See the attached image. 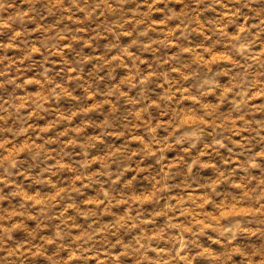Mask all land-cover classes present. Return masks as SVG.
<instances>
[{
  "label": "clouds",
  "instance_id": "obj_1",
  "mask_svg": "<svg viewBox=\"0 0 264 264\" xmlns=\"http://www.w3.org/2000/svg\"><path fill=\"white\" fill-rule=\"evenodd\" d=\"M197 261L264 264V0H0V264Z\"/></svg>",
  "mask_w": 264,
  "mask_h": 264
},
{
  "label": "rangeland",
  "instance_id": "obj_2",
  "mask_svg": "<svg viewBox=\"0 0 264 264\" xmlns=\"http://www.w3.org/2000/svg\"><path fill=\"white\" fill-rule=\"evenodd\" d=\"M209 15H211V13ZM207 172H211V169L207 170ZM205 174H207V173H205ZM205 243H208V242L205 241ZM212 247L216 248L217 250H219V245L214 244V245H212ZM196 264H201V262L197 261Z\"/></svg>",
  "mask_w": 264,
  "mask_h": 264
}]
</instances>
